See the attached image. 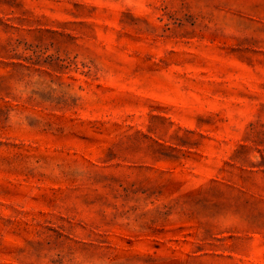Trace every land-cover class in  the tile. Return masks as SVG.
<instances>
[{
  "label": "rangeland",
  "instance_id": "rangeland-1",
  "mask_svg": "<svg viewBox=\"0 0 264 264\" xmlns=\"http://www.w3.org/2000/svg\"><path fill=\"white\" fill-rule=\"evenodd\" d=\"M0 264H264V0H0Z\"/></svg>",
  "mask_w": 264,
  "mask_h": 264
}]
</instances>
